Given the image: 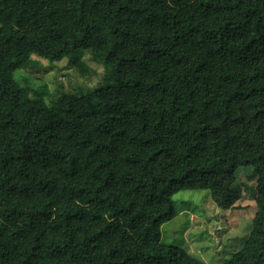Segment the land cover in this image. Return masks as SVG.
Listing matches in <instances>:
<instances>
[{"label": "trees", "instance_id": "obj_1", "mask_svg": "<svg viewBox=\"0 0 264 264\" xmlns=\"http://www.w3.org/2000/svg\"><path fill=\"white\" fill-rule=\"evenodd\" d=\"M84 52L104 84L26 99L17 70ZM248 167L228 264H264V0H0V264H206L162 240L174 195Z\"/></svg>", "mask_w": 264, "mask_h": 264}, {"label": "rangeland", "instance_id": "obj_2", "mask_svg": "<svg viewBox=\"0 0 264 264\" xmlns=\"http://www.w3.org/2000/svg\"><path fill=\"white\" fill-rule=\"evenodd\" d=\"M37 63L15 72L26 91V99H41L51 105L64 95L80 96L95 91L108 79L90 52L79 53L59 62L34 57ZM252 171L239 169L234 174L221 173L206 190H181L174 195L177 215L162 225V240L185 249L206 264H228L239 251L252 228L256 212L251 186ZM241 188L243 198L229 210L219 208L211 189ZM250 186L249 188H246Z\"/></svg>", "mask_w": 264, "mask_h": 264}]
</instances>
